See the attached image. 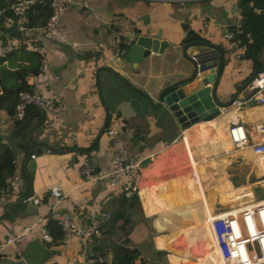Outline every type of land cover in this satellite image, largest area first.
I'll return each instance as SVG.
<instances>
[{
  "label": "crops",
  "instance_id": "obj_1",
  "mask_svg": "<svg viewBox=\"0 0 264 264\" xmlns=\"http://www.w3.org/2000/svg\"><path fill=\"white\" fill-rule=\"evenodd\" d=\"M246 2L252 6L254 0ZM258 5H264V1L258 0ZM255 6L253 12L257 21L252 20L249 26L246 25L248 16L243 13V0H91L89 7L78 4L64 10L57 35L38 30L24 47L0 59L3 71L12 74L11 78L5 80L0 78L1 94L5 92V87L20 82L17 71L33 70L39 64V55L34 53V47L39 46L49 59L48 84L60 94V101L45 109L44 122L30 131L28 148L25 150L14 145L15 136L11 137L14 119L0 108V143L9 145L14 157L19 156L21 167L18 196L5 192V185L0 189V264H26L21 249L29 239L37 237L50 251L42 264L51 261L90 264V260L94 264H111L107 249L102 250V255L101 251L96 252L98 259H90L89 249L81 240L62 241L49 246L41 238L39 230L24 232V227L35 224L40 217L53 211L55 198L49 194L52 186L59 187L63 193L55 206L63 214L78 220L88 219L95 204H98L99 210L111 212L117 207L120 194L107 191L104 179L96 184L82 183L78 167L82 156H90L96 171L104 173L110 168V148L113 145L121 144L130 155L140 153L147 156L164 148L180 133H187L194 143L190 154L191 159L196 160L197 182L175 188L173 178L176 177L149 178L134 196L127 198L125 208L130 222L127 243L139 251L135 263L171 264L166 248L159 244L158 234L155 235L156 226L165 220L174 230L182 224H189L199 228L196 234L203 247L206 245L203 255L204 260H208L206 255L211 247L209 238L205 237L213 234L210 217L217 212L215 199L224 196L225 201L230 202L224 193L232 195L235 191L230 188V181H227L224 189L220 182L219 186L211 185L208 190L209 185L203 177L210 174L218 177L220 171L245 161L243 155L229 159L227 154L231 152H219L222 148L209 150L201 147L200 141H197L202 137L200 130L207 126V122L217 118L216 128L208 131L211 145L220 143L221 135L226 134L229 138L228 128L232 124L243 123L255 116L264 118V103L231 104L233 98L248 97L250 84L247 80L256 67L264 66V7ZM259 25L261 29H258ZM251 27L258 29L257 51L249 54L246 48L252 43H246L239 56H235L233 48L226 42L225 31ZM158 30L161 37L173 42V45L162 53L151 52L141 58L136 67L123 59L125 50L138 34L152 35ZM4 35L16 38L8 33ZM202 41L205 43H195ZM185 44L188 45L186 51L183 48ZM204 47L211 50L208 54L213 60L209 62L216 64L204 73H214L215 78L219 77L218 96L226 103L219 114L213 116H198L180 88L183 80L195 71L190 54L194 51L206 53ZM17 51L22 53L20 58H15ZM35 73L25 76L28 88L27 78ZM209 80L214 82V79ZM114 91L119 93L118 101L128 102L134 109L132 115L124 117L123 112H119L121 116L115 118L116 112H113L112 106ZM140 103L144 104L143 109H140ZM105 105L112 110V121L107 123L103 133L95 140L107 118ZM235 106L238 108H233ZM113 126L117 128L116 134L108 136L106 129ZM95 143L97 145L93 147ZM36 147L41 152L30 158ZM29 159L35 162L31 170H27ZM215 167L218 168L217 172ZM80 183L78 187H72ZM159 183L163 185L157 190L153 185ZM170 189H174L180 198L169 196L166 190ZM196 189H199L200 197L194 195ZM239 189L243 192L245 188H238V194ZM23 192L39 198L41 203L35 204L31 199L22 201ZM249 193L239 194L242 196L239 201L245 200V195ZM198 199L203 202L205 210L192 215V202ZM12 202L19 203L8 210ZM180 205L190 206L187 217L183 212H175ZM169 216L177 219V223ZM8 239L13 240L8 242Z\"/></svg>",
  "mask_w": 264,
  "mask_h": 264
},
{
  "label": "built area",
  "instance_id": "obj_2",
  "mask_svg": "<svg viewBox=\"0 0 264 264\" xmlns=\"http://www.w3.org/2000/svg\"><path fill=\"white\" fill-rule=\"evenodd\" d=\"M36 1L17 0L9 3L8 0H0V3L4 4L0 7V14L6 8L10 10V13L4 16L3 26L9 25L15 20L23 35L22 39L5 36L4 30L0 29V59L6 58L23 44L29 43L38 30L50 35H57L58 24L64 10L68 6L78 4L89 7L91 0H39L48 2L50 12L43 25L29 26L27 10ZM224 35L229 47L233 48L235 56H239V51L244 44L253 42L252 34L240 29H228ZM34 48L39 54L38 71L27 78L30 87L27 90L19 91L17 94L14 104V116L17 119L24 118L29 105H35L40 110L45 111L47 107L60 101L59 92H56L48 84L50 82L48 55L39 46ZM205 55L209 54L198 53L197 51L190 54L191 60L194 61L197 79L201 77L202 72L212 69L216 65L214 62L206 61L210 55L209 57H205ZM203 61L208 64L206 67H204ZM213 83V80H209L206 85L212 87ZM249 84L250 93L248 97L246 99L233 98L231 100L232 105L249 102L264 103V69L257 72ZM116 131V126H113L106 129V134L113 136ZM185 135H187V139ZM228 135L233 148L238 152L241 151L243 161L256 163L262 169L261 181L264 187V118L255 116L243 123H234L228 128ZM192 145L194 143L187 133H180L164 148L147 156L140 153L127 154L121 144H115L110 148L111 160L107 172L98 173L90 156H82L78 166L82 175V183L96 184L98 180L104 179L107 191H117L126 198H130L152 176H167L174 171L180 185L190 186L197 182L194 166L196 163L194 164L190 154ZM34 157L35 152L30 154V158ZM12 162L13 168L4 179L5 192L18 196L21 176L19 156L13 157ZM79 185L81 183L73 184L72 187L76 188ZM49 194L55 198L53 211L50 215L60 226L62 241L68 242L77 239L81 240L87 247L96 243V238L100 236L101 226L109 217V212L99 210L98 204H95L88 219L78 220L56 209V204L63 197L59 187L52 186L49 189ZM21 198L31 199L35 204L41 203L37 197L26 195ZM4 201L6 203V198ZM221 208L222 210L215 213L211 219L220 264H264V196L257 200L230 202L229 205ZM38 230L45 243L49 246L55 244L45 227V217H40L35 224L25 226L23 231ZM12 240L8 239L7 241L11 242ZM89 262L94 264L92 260Z\"/></svg>",
  "mask_w": 264,
  "mask_h": 264
},
{
  "label": "trees",
  "instance_id": "obj_3",
  "mask_svg": "<svg viewBox=\"0 0 264 264\" xmlns=\"http://www.w3.org/2000/svg\"><path fill=\"white\" fill-rule=\"evenodd\" d=\"M17 0H8V2H14ZM247 0H243V13L248 16L246 25L251 26L252 20L257 21L255 18V13L253 12L254 7H264V5H258V0H254L253 5H248ZM264 0H261L263 2ZM255 6V7H256ZM50 12V7L48 2L37 0L33 5H31L27 10L28 25L29 26H40L43 25L46 21V18ZM10 13L9 9H4L0 14V29L4 30V16ZM258 29H261V25L258 26ZM258 29L251 27L250 29H242L244 32H250L254 38L252 44H250L246 50L249 54H255L258 49ZM23 44L21 47H24ZM20 47V48H21ZM34 53H38L37 50ZM124 53V51L122 52ZM39 55V54H38ZM38 65L33 70H22L17 71L19 75L20 82L16 85L5 87V92L0 94V108L5 109L9 115L14 119V128L12 130L11 137H14V145L21 149L28 148V136L32 129L39 127L44 122V111L37 108L35 105H29L26 109L25 116L23 119H17L14 116V104L17 97V94L21 90H27L28 86L25 81V76L28 73H35L38 70ZM97 144L95 143L93 147ZM0 189L5 185L4 179L5 176L13 168V150L9 145L0 143ZM175 188H178L180 185L178 178H173ZM162 183L153 185L154 188L160 190ZM166 193L176 199H179L178 193L174 189L166 190ZM28 192H23L22 196L28 195ZM135 194H133L134 196ZM196 197H200L199 189H196ZM46 197L43 198L45 200ZM127 198L122 194L117 199V207L109 212V217L107 222L101 226L100 229V238L98 242L103 245L100 254L104 253L102 250L107 251L110 254L111 264H135V260L139 255V251L136 247H133L127 243L128 232H129V218L126 215L125 205L127 203ZM42 201V200H41ZM193 207L191 209V214L201 213L205 210V206L202 201L194 200ZM45 227L47 231L51 234L54 243L62 242V232L60 226L54 220L50 213L45 215ZM47 264H60L56 261H51Z\"/></svg>",
  "mask_w": 264,
  "mask_h": 264
},
{
  "label": "water",
  "instance_id": "obj_4",
  "mask_svg": "<svg viewBox=\"0 0 264 264\" xmlns=\"http://www.w3.org/2000/svg\"><path fill=\"white\" fill-rule=\"evenodd\" d=\"M1 6H4V4L0 3V7ZM4 33H8L9 35L15 36L18 39L23 38L22 32L18 28L17 22L15 20L11 24L4 27ZM195 43L197 44V43H205V42L202 41ZM171 45H173V42H170L169 40L161 37L160 30H158L155 34L152 35L138 34V36L133 40V42L128 45L127 49L125 50L123 59L130 62L133 67H136L138 62L141 60V58L147 56L151 52L162 53L167 47ZM187 46L188 45L185 44L183 47L185 51ZM209 49H210L209 47H204V51L207 54L210 53L211 51ZM205 57H209V55H205ZM211 60H213L212 57L206 58V61H211ZM203 64H205L204 61ZM207 65L208 64L206 63L204 67H206ZM107 68L109 70H112L110 67ZM263 69L264 66L256 67L252 75L247 80V83L250 82V80L257 72ZM120 79L126 82L125 79H123V77H120ZM209 79H214V84L212 87L206 85ZM127 84L131 86L129 83ZM180 88L182 89V92L189 106L193 108V110L198 116L199 115L213 116L219 114L220 109L226 105V103L223 102L218 96L219 77L216 76L215 78L214 73L208 75L207 73L202 72L201 77L197 79L194 71L192 76L183 80V82L180 85ZM163 92L160 96L159 102L161 101ZM118 99H119V93L118 92L116 93V91H114L112 94V106L114 109L113 112H116L115 118L121 116L119 112H123L124 117H128L132 115L133 112H135L134 109L130 107V104L128 102L118 101ZM139 107L140 109H143L144 104L140 103ZM104 109L106 111L107 118L105 123L100 128L95 140H97L99 136L103 133L107 123L111 120L112 117L110 115V112L112 110H109L107 105L104 106ZM40 152L41 149L39 147H36L35 153H40ZM34 165H35L34 160L29 159L27 161V170L33 169ZM21 200L25 201L26 199L22 198ZM19 202L10 203L8 205V210H10L12 207L17 205ZM101 248L102 246L99 242L89 245L88 257L90 259H98L99 255L96 254V252H100ZM21 250H22V259L26 264H42L46 261L47 257L50 255V251L48 250V248L43 246V244L41 243L38 237L29 239L24 244Z\"/></svg>",
  "mask_w": 264,
  "mask_h": 264
},
{
  "label": "rangeland",
  "instance_id": "obj_5",
  "mask_svg": "<svg viewBox=\"0 0 264 264\" xmlns=\"http://www.w3.org/2000/svg\"><path fill=\"white\" fill-rule=\"evenodd\" d=\"M16 54L18 55L15 58L17 57L20 58L22 53L17 51ZM31 59L33 60V58ZM2 68L3 67L0 66V78L2 80L11 78L12 74H10L9 72L7 73L3 71ZM221 138H222L221 144L223 145V147H220V149L221 148L222 149L219 152H225V151L231 152L227 154V157L229 159H236L242 156L241 151L233 153L235 152V150L232 146L230 138L228 137H221ZM209 146L211 148L214 145L210 144ZM212 150L213 151L216 150L215 147ZM218 150H219V147H218ZM193 162L194 164L196 163L195 158ZM214 170L215 172H217L218 168L215 167ZM219 173L221 175H219L218 177H213L212 174L203 177L205 183L209 185L207 189L209 190L210 187H212L211 185L219 186L220 182L224 189L225 185L228 184L227 181H230V184H231L230 188L234 189L233 191L235 192L232 195H230L229 192L224 193L225 198L230 199V202H237L239 201V199H242V196H240L239 194H242L243 192H250L249 194L245 195L244 199L246 201H250L252 199L257 200L260 197L264 196V187L261 181L262 169L256 163L241 162L236 167L224 169V171H220ZM159 177L173 178V177H177V175L176 173L174 174V171H173L167 176H159ZM238 188H245V189H243L244 190L243 192H240L242 191V189H239L238 191L239 194H238L236 193ZM216 200L217 202H216L215 208L217 212H220L222 210L221 207L227 206L230 204V202L225 201L224 196H217L215 201ZM209 204L211 205L210 199H209ZM182 206L183 205H180L178 207V210H175V212L178 214L179 212L181 213L183 212L184 216L187 217L186 215L190 214L189 213L190 206L189 205H186L185 207L184 206L182 207ZM162 223L163 224H158L156 226L157 229L155 231V235L158 234L157 239H158L159 244L166 248V253L168 254V258L170 259L171 264H200L199 261H195V260L179 259L173 254V253H176L178 255H185V254H190V255L192 254H195V255L202 254L203 255L204 254L205 255L206 245L203 247V244L201 243L200 238L196 234V232L199 231V228L193 227L189 224H182L181 226L177 228V230H174L172 228H169V225H168L169 221L165 220ZM201 232H204V230H201ZM210 235H211L210 237H205V238L206 239L209 238L210 240L209 247H211V250H209L208 254L206 255L208 256V260L206 258L203 262L204 264H220V256L217 250L214 234H210Z\"/></svg>",
  "mask_w": 264,
  "mask_h": 264
},
{
  "label": "bare ground",
  "instance_id": "obj_6",
  "mask_svg": "<svg viewBox=\"0 0 264 264\" xmlns=\"http://www.w3.org/2000/svg\"><path fill=\"white\" fill-rule=\"evenodd\" d=\"M233 108H238V106H235V107H233ZM213 122V123H212ZM217 122H218V118L217 119H215V120H213V121H211V122H207V126L206 127H204L202 130H200V135L202 136V137H200V139L197 141V142H199L200 141V145H201V147H206V148H208L209 150H212L214 147H215V149L216 150H218V147H219V149H220V147H223V145L221 144V142L220 143H217V142H215V144H214V146L213 147H211L210 148V144H209V134H208V131H211V129H214V128H216V126H217ZM220 137H227L226 136V134L225 135H221ZM185 138L187 139V135H185ZM209 144V145H208ZM203 149V148H202ZM211 152V151H210ZM208 153V152H207ZM169 218L172 220V221H174L175 223H177V219H175L173 216H169ZM211 219H212V217H210V227H211V230L213 231V229H212V226H211ZM213 234H214V232H213ZM214 237H215V235H214ZM177 258H179V259H183V260H195V261H199L200 262V264H204V256L203 255H195V254H192V255H190V254H185V255H178V254H176V253H173Z\"/></svg>",
  "mask_w": 264,
  "mask_h": 264
}]
</instances>
